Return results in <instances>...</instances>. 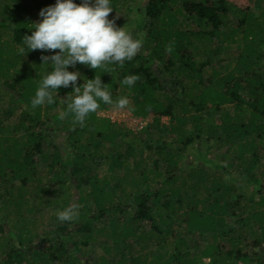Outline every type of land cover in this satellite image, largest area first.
I'll return each instance as SVG.
<instances>
[{
  "label": "trees",
  "instance_id": "trees-1",
  "mask_svg": "<svg viewBox=\"0 0 264 264\" xmlns=\"http://www.w3.org/2000/svg\"><path fill=\"white\" fill-rule=\"evenodd\" d=\"M246 1L112 0L109 19L142 35L137 55L69 70L100 75L134 116L170 119L175 147L149 146L153 157L139 160L118 151L120 129L98 116L111 105L83 126L60 118L71 84L55 103L31 106L51 67L41 55L58 49L17 48L55 0H0V264H264V0ZM218 51L225 64L212 67ZM129 74L139 79L121 84ZM203 141L206 151L182 162ZM99 158L103 170L90 172ZM58 196L73 218L56 213L55 229L34 231L36 211ZM197 234L209 236L201 251Z\"/></svg>",
  "mask_w": 264,
  "mask_h": 264
},
{
  "label": "clouds",
  "instance_id": "clouds-1",
  "mask_svg": "<svg viewBox=\"0 0 264 264\" xmlns=\"http://www.w3.org/2000/svg\"><path fill=\"white\" fill-rule=\"evenodd\" d=\"M112 0H55V3L41 8L39 22L31 23V34L25 33L23 44L17 52L24 54L31 50H57L50 55H41V64L51 67L42 75L31 106L56 102L55 93L60 86L65 88L71 84L69 93L64 99L66 110L60 113L65 118L69 113L74 120L83 126L85 118L93 113L103 102L116 108L128 105L127 97L112 99L101 76L84 78L78 70H69L77 63L89 68H103L107 64L123 65L126 60H132L142 46V35L135 34L123 26H117L115 18L109 19L112 12ZM50 61V63H49ZM83 83L77 86V78ZM139 77L136 74L126 75L121 84L132 86ZM75 215V206L67 207L57 213L59 220H71Z\"/></svg>",
  "mask_w": 264,
  "mask_h": 264
},
{
  "label": "rangeland",
  "instance_id": "rangeland-1",
  "mask_svg": "<svg viewBox=\"0 0 264 264\" xmlns=\"http://www.w3.org/2000/svg\"><path fill=\"white\" fill-rule=\"evenodd\" d=\"M232 2V6L235 9L244 8L248 5L246 0H230ZM254 4L255 2L252 1ZM242 17L241 14L237 16V18ZM229 19L234 21L233 15H229ZM225 28V27H224ZM223 42V44H221ZM218 44L223 46L221 51L227 49L229 46L228 41H223L219 39L215 41V46L218 47ZM222 52H217L214 55H211V64L214 65H222L225 64L221 60L224 59ZM208 57L204 56L203 59L206 60ZM211 70V68H209ZM174 79H167V84H174ZM98 116L101 118L110 119L111 123H114L113 126L116 130L120 129V132L117 134L114 142L122 144L118 151L121 149H125L127 147L129 150H132L134 154V159L139 157V160L142 158L153 157L152 151L149 149V146L160 147L163 149V152H168V150H172L175 147V143L172 141V135L167 132V129L171 125V121L168 117H161L159 119H155L154 117H137L134 116L127 107L124 108H116L113 105L108 107V109L100 111ZM144 140V145H140V142ZM124 145V146H123ZM140 145V146H139ZM155 145V146H154ZM207 142H197L194 146L187 147V151L183 153L185 155L182 157L184 163L194 162L197 158L198 151H206ZM152 154V155H151ZM100 158L95 162L89 165V170L92 173H99L103 169V163ZM53 206L46 208L45 210H38L34 215L35 224L33 225V230L38 231L39 233L48 232L55 229V225H53L52 218L56 213L62 210V203L59 200H62L61 197H53L52 198ZM196 235V239L200 242L199 250H202V246L207 243L209 236H205V234ZM129 255H126L128 257ZM116 258H122L120 255H116ZM208 259H203L200 264H208Z\"/></svg>",
  "mask_w": 264,
  "mask_h": 264
}]
</instances>
